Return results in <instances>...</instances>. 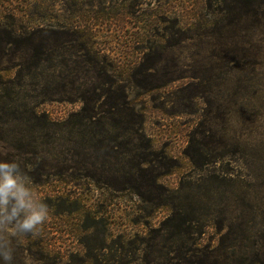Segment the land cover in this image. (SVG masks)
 Here are the masks:
<instances>
[{"label":"rangeland","instance_id":"obj_1","mask_svg":"<svg viewBox=\"0 0 264 264\" xmlns=\"http://www.w3.org/2000/svg\"><path fill=\"white\" fill-rule=\"evenodd\" d=\"M0 159L49 208L13 264H264V9L0 0Z\"/></svg>","mask_w":264,"mask_h":264},{"label":"clouds","instance_id":"obj_2","mask_svg":"<svg viewBox=\"0 0 264 264\" xmlns=\"http://www.w3.org/2000/svg\"><path fill=\"white\" fill-rule=\"evenodd\" d=\"M49 218V208L31 187L30 177L16 159H0V264H13L11 240L35 238Z\"/></svg>","mask_w":264,"mask_h":264},{"label":"trees","instance_id":"obj_3","mask_svg":"<svg viewBox=\"0 0 264 264\" xmlns=\"http://www.w3.org/2000/svg\"><path fill=\"white\" fill-rule=\"evenodd\" d=\"M241 1H243V3L246 4L247 10L249 13L255 14V13H258L261 10V8L264 9V0H241ZM61 33H67V31H61ZM10 34H11V32H10ZM103 95L106 96L107 92H103L101 96H103ZM124 103L126 104L124 106H126V107L128 106V107L132 108L131 111H132L133 116H132V124L129 125V123L126 122L125 124L122 125L121 128H131L137 136L141 137V140H142V141H140L139 147L142 148L144 151L141 153L140 158H139L140 161L138 160V163H137L139 170H140V169H143V165L151 163V161L154 160V159L150 158V156H151L150 152H151L152 145H151L150 139L143 132V121H144L143 113H141L138 110H135V108L133 106H131L128 101H125ZM124 106H123V104L120 105V103H115V104H113V109L115 111L116 110L117 111H123V110H125ZM89 110H90V108L88 107V104L85 102L82 109H81V112H79L78 115L82 114L81 115L82 119H88V120L90 119L91 120L93 115H91L88 112ZM34 116L37 118H42V116H39L37 114H34ZM111 119L113 121H116L118 124H121L122 122H124V120L116 119L114 117H111ZM81 124H82V126L87 125V123H84V121H82ZM105 124H106V122H104V126H102V129L104 128L106 130ZM139 194L142 195V193H140V192H139Z\"/></svg>","mask_w":264,"mask_h":264}]
</instances>
